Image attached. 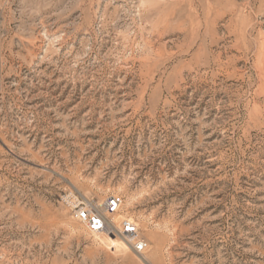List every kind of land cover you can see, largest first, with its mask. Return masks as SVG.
<instances>
[{
    "label": "rangeland",
    "instance_id": "1",
    "mask_svg": "<svg viewBox=\"0 0 264 264\" xmlns=\"http://www.w3.org/2000/svg\"><path fill=\"white\" fill-rule=\"evenodd\" d=\"M0 264H264V0H0Z\"/></svg>",
    "mask_w": 264,
    "mask_h": 264
},
{
    "label": "built area",
    "instance_id": "2",
    "mask_svg": "<svg viewBox=\"0 0 264 264\" xmlns=\"http://www.w3.org/2000/svg\"><path fill=\"white\" fill-rule=\"evenodd\" d=\"M61 203L71 218L82 224L88 232L104 235L114 242L116 239H120L114 244L118 247L122 244L127 247V244L137 255H141L147 250L148 244L138 236L137 225L131 219L114 218L123 207V199L120 196L107 197L101 210L91 207L73 192L66 193L61 198Z\"/></svg>",
    "mask_w": 264,
    "mask_h": 264
}]
</instances>
